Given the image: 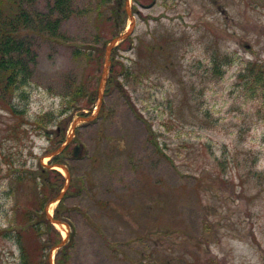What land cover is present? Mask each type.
<instances>
[{"label": "rangeland", "instance_id": "1", "mask_svg": "<svg viewBox=\"0 0 264 264\" xmlns=\"http://www.w3.org/2000/svg\"><path fill=\"white\" fill-rule=\"evenodd\" d=\"M52 3L27 6L19 56L30 74L25 95L13 96L22 112L0 99V228L31 207L26 180L50 162L61 127L72 135L62 158L71 175L64 203L49 212L65 215L64 237L75 234L70 264H264V103L238 79L247 62H264V0H129L135 27L112 50L120 83L107 79L99 113L98 95L74 103L75 91L99 90L118 0H76L56 36ZM47 112L53 119L38 127ZM94 114L74 131L77 117ZM18 254L0 236V264Z\"/></svg>", "mask_w": 264, "mask_h": 264}, {"label": "trees", "instance_id": "2", "mask_svg": "<svg viewBox=\"0 0 264 264\" xmlns=\"http://www.w3.org/2000/svg\"><path fill=\"white\" fill-rule=\"evenodd\" d=\"M97 1L99 6L111 2V0ZM34 2L35 0H0V99H3L5 106L14 114L22 112L18 110L21 108L13 102L14 97L18 93L25 95L24 88L29 80V69L22 60L23 58L19 56L22 49L20 36L24 28L30 26L31 16L29 15L27 6ZM52 2L50 14L46 16V22L47 29L51 30L53 35L56 36L63 21L71 16L76 0H52ZM119 3L120 0H118V5L113 12L115 15H111L117 22L124 23L125 10L122 9L123 4L119 5ZM104 18L105 16H102L99 21H102ZM109 19L111 20V18ZM116 21L112 35H118L123 31L119 29ZM101 39L102 36L97 34L94 42L100 41ZM90 54L87 55L89 56ZM222 66L221 59L215 56L214 71L218 74H223ZM132 74L131 66L125 65L118 72V76L123 75L126 79L132 76ZM238 79L244 94L251 96L255 94L259 95L264 103V62H247L245 67L240 71ZM108 82L109 85H117L120 83L114 61ZM75 92L77 96L74 103L77 99L80 101L81 97L92 100L97 99V92L87 86H77ZM7 94L10 95L11 100L7 99ZM48 119H53L50 112L39 115L35 123L40 127ZM47 126L48 124L45 125L46 134L49 135ZM55 139L58 141L59 146L65 141L66 136L62 134L61 127L55 131ZM153 141L157 148L163 151L158 139L153 137ZM69 151L70 145L62 153L53 156L50 163L63 162L62 158L69 155ZM38 170H31V175L26 180L35 186L31 199V207L29 209L26 208V210L24 208L16 209L12 224L8 227L0 228V236L11 239L18 247L19 254L16 259V264H50L49 254L47 252L52 246L59 244L63 240L60 230L47 218L45 208L50 200L56 197L64 188L66 177L59 170L54 168L50 169L44 165H40ZM51 174H54L53 178ZM19 178L21 179L20 182H26L20 175ZM64 199L60 201V204L64 203ZM102 203L105 204L104 201ZM18 214H20L19 218ZM55 217L66 220L65 215L60 210H56ZM74 241L75 234H71L70 240L59 250L55 258V264H70V248Z\"/></svg>", "mask_w": 264, "mask_h": 264}, {"label": "water", "instance_id": "3", "mask_svg": "<svg viewBox=\"0 0 264 264\" xmlns=\"http://www.w3.org/2000/svg\"><path fill=\"white\" fill-rule=\"evenodd\" d=\"M128 11L130 12L129 7H128ZM131 16H132V14H131ZM132 17H133V16H132ZM134 25H135V19L133 18V22H132V24H131L130 29L127 30V31L124 32V33L119 34L117 37L113 38V39L111 40L110 44H109V45L107 46V48H106V54H107L106 66H105L104 71H103V74H102V78H101V82H100V86H99V94H98V95H99V105H98L99 109H100V107H101V105H102V102H103V87H104V85H105V83H106V81H107V77H108V73H109V69H110V64H111V53H112V50H113V48H114L115 46H117L121 41H123L124 39H126L127 37H129V36L133 33ZM95 117H96L95 115H92V116H90V117L80 116V117H78V118H76V119L74 120L73 128L75 129V127H76V125H77V123H78L79 121H88V120H92V119H94ZM70 140H71V137H69L68 140H67V142H66L65 144H63L62 146H60V147L54 152V154H58V153L62 152V151L65 149L66 145L70 142ZM78 153H79V147L76 148V153H75V154L78 155ZM61 166H63V165H61ZM63 167L65 168V166H63ZM66 170H67V168H66ZM67 173H68V176H69V179H70V173H69L68 170H67ZM67 189H68V185H66L64 191H62V192L58 195L57 199H55V200H61V199L63 198V196H64V194H65V192H66ZM48 217H49V219H50L53 223H59V224L63 223L62 220L55 219L53 215L49 214V212H48ZM65 243H66V240H64L62 243H60V244H59L57 247H55V248H60V247H62ZM51 258H52V257H51ZM51 261H52V259H51Z\"/></svg>", "mask_w": 264, "mask_h": 264}]
</instances>
